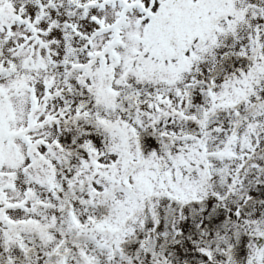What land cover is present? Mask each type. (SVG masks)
<instances>
[{
    "label": "snow or ice",
    "instance_id": "1",
    "mask_svg": "<svg viewBox=\"0 0 264 264\" xmlns=\"http://www.w3.org/2000/svg\"><path fill=\"white\" fill-rule=\"evenodd\" d=\"M0 264H264V0H0Z\"/></svg>",
    "mask_w": 264,
    "mask_h": 264
}]
</instances>
